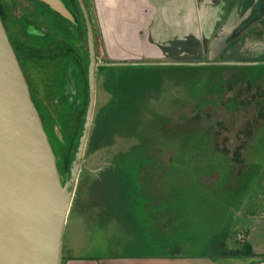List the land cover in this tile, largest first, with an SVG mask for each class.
I'll use <instances>...</instances> for the list:
<instances>
[{"label":"rangeland","instance_id":"1","mask_svg":"<svg viewBox=\"0 0 264 264\" xmlns=\"http://www.w3.org/2000/svg\"><path fill=\"white\" fill-rule=\"evenodd\" d=\"M77 17L80 23L71 26L61 16V30L75 38L71 56L26 64L62 182L70 183V194L76 189L66 237L73 239L88 219L81 230L88 249L135 253L141 247L132 219H147L151 252L179 246L205 253L221 231L226 246L235 247L251 219L264 216V65L241 74L211 61L110 65L98 55L93 113L73 188L90 55L84 17ZM157 195L165 208L155 205Z\"/></svg>","mask_w":264,"mask_h":264},{"label":"crops","instance_id":"2","mask_svg":"<svg viewBox=\"0 0 264 264\" xmlns=\"http://www.w3.org/2000/svg\"><path fill=\"white\" fill-rule=\"evenodd\" d=\"M33 2L31 8L29 6L20 8L18 18L9 16L14 26L12 34L18 42L24 47L35 48L42 53L39 56L32 55L34 57L32 62L48 60L44 54L54 55L61 50L69 53L67 55L72 54L75 47L71 42L75 38L70 39L72 32L61 30L63 25L61 16L55 13L51 6L46 7L43 4L45 1ZM83 2L93 31L96 59L99 55L104 62L211 61L233 65L239 69L264 65V0H83ZM13 8H16V4ZM24 19H31L36 25L27 23L24 27L22 23ZM71 21V26L79 22L77 16ZM17 24L19 27L15 29ZM64 44L72 48H63ZM55 57L50 60L54 61ZM231 74L230 72V76ZM261 77H264V74H261ZM237 78L235 72L234 79ZM262 89L264 90V87ZM85 160L86 157L83 161ZM75 182L76 176L73 188ZM75 190L72 189L67 214L72 206ZM126 191L130 192L128 189ZM132 220L139 230L135 238V244L141 247L139 252L102 254L88 249L87 235L84 231L81 232L82 228L86 230L88 219L84 221L79 219L78 223L83 221L84 225L77 227L73 239L67 238L64 230L61 264H264L263 257L259 256L264 254V216L253 217L247 232L243 235L251 244L253 252L257 254L248 257L212 258L198 252L183 253L179 246H169L167 253L151 252L150 245L152 248L154 242L147 227L144 226L147 219ZM126 240L131 238L127 237Z\"/></svg>","mask_w":264,"mask_h":264},{"label":"water","instance_id":"3","mask_svg":"<svg viewBox=\"0 0 264 264\" xmlns=\"http://www.w3.org/2000/svg\"><path fill=\"white\" fill-rule=\"evenodd\" d=\"M43 1L73 20L60 0ZM77 1L85 20L90 55L88 105L72 165V181L91 123L97 65L88 13L83 0ZM69 185L61 180L41 117L0 17V264H61Z\"/></svg>","mask_w":264,"mask_h":264},{"label":"trees","instance_id":"4","mask_svg":"<svg viewBox=\"0 0 264 264\" xmlns=\"http://www.w3.org/2000/svg\"><path fill=\"white\" fill-rule=\"evenodd\" d=\"M65 4V6L67 7V9L70 11L71 15L74 17V19H76L77 13H79L82 16V12L80 10V6L78 4L77 0H62ZM77 11V13H76ZM1 16V13H0ZM69 23H71L72 21L69 19H66ZM16 49H19V47L16 46ZM68 54L66 52H58V53H54V55H50L48 56L49 58H53L54 56L60 58L63 55ZM239 72H241V74L243 73V70L241 69ZM234 77V75H232ZM240 80H245L249 82V79H247L245 76H241L239 78ZM236 80V79H235ZM238 80V78H237ZM31 98L33 100V103L36 107V109L38 110V113L41 117L42 120V124L43 126L44 121H43V117L41 115V112L37 106V104L35 103V100L31 94ZM82 111V110H81ZM83 112V111H82ZM84 122V119H83ZM82 129H83V125H82ZM82 129L80 131L79 137L81 135ZM79 140V138H78ZM78 145V142H77ZM71 150V146H69V151ZM68 159H69V153L64 157V161H63V168L65 169L66 172H68L69 170V163H68ZM56 165L58 163V160L56 159ZM58 169V166H57ZM59 171V169H58ZM60 173V172H59ZM156 201H155V205H158L159 207L165 208L164 205V200L163 197L160 195H157L155 197ZM164 211V209H163ZM165 212V211H164ZM149 214L151 215V211H149ZM227 237V232L226 231H221L218 234H214L213 236H211V238L208 241L207 244V248H206V252L203 253L205 256L208 257H248V256H256L257 254L253 252L252 246L251 244L246 240V238L243 236H241L236 242V246L235 247H227L225 240ZM259 256H262L264 259V254H259Z\"/></svg>","mask_w":264,"mask_h":264},{"label":"flooded vegetation","instance_id":"5","mask_svg":"<svg viewBox=\"0 0 264 264\" xmlns=\"http://www.w3.org/2000/svg\"><path fill=\"white\" fill-rule=\"evenodd\" d=\"M60 1L64 4V2L62 0H60ZM14 4H16V8L15 9L13 8ZM33 4H34L33 0H0V13H1L0 17L2 19L4 27L6 29L7 35L9 37V40H10L12 46H13V49L15 51V54L17 56V59L19 61L20 66H21V69H22V71H23V73L25 75L26 81H27L28 86H29L30 94H32V96L34 95V93H33V88L31 86V83H30V81L28 79L26 64L27 63H29V64L32 63V59L34 58V57H32V55L39 56V55H42V53H40V51H38L35 48H31V47H28V46L24 47L22 45V43L18 42V40L12 34V29H14V26L12 25V20L9 19V16L14 17V18H18L17 16L20 15V12H21L20 8H22L24 6H29V7L31 6L32 7ZM43 4H45L46 7L50 8V5L47 2H45ZM64 6H65V4H64ZM54 12L57 13L59 16H62L63 18H67V17L63 16L62 14H60L56 10H54ZM22 23H24V25H23L24 27L27 25V23L31 24L32 26L36 25V23L33 20H31V19L30 20H25L24 19L22 21ZM18 27H19V25L17 24L15 26V29H17ZM16 46L19 47V49H16ZM63 46H64L63 48H66V49L72 48V46H69L67 44H64ZM61 51H63V50H61ZM50 55H52V53L44 54V56H47V57L50 56ZM43 127H44V130H45L46 134H47V137H48V140L50 142V145L52 147L54 156L58 160V158H57V156L55 154L54 146H53V143H52V138H51L46 126L44 125ZM57 166H58V163H57ZM60 177H61V175H60ZM61 180H62V177H61Z\"/></svg>","mask_w":264,"mask_h":264}]
</instances>
